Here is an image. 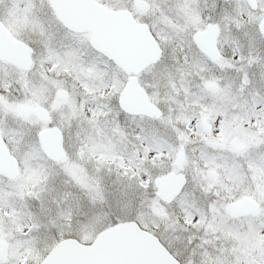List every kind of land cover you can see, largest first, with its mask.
Masks as SVG:
<instances>
[{
    "label": "snow or ice",
    "instance_id": "snow-or-ice-1",
    "mask_svg": "<svg viewBox=\"0 0 264 264\" xmlns=\"http://www.w3.org/2000/svg\"><path fill=\"white\" fill-rule=\"evenodd\" d=\"M0 264H264V0H0Z\"/></svg>",
    "mask_w": 264,
    "mask_h": 264
}]
</instances>
